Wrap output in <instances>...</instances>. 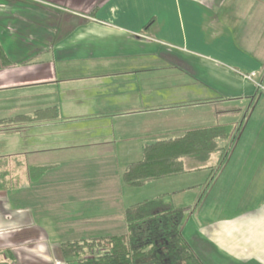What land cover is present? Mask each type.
<instances>
[{
    "label": "crops",
    "instance_id": "crops-1",
    "mask_svg": "<svg viewBox=\"0 0 264 264\" xmlns=\"http://www.w3.org/2000/svg\"><path fill=\"white\" fill-rule=\"evenodd\" d=\"M0 48V264H66L62 243L184 190L203 264H264V0H0ZM219 125L189 186L123 183L146 144Z\"/></svg>",
    "mask_w": 264,
    "mask_h": 264
},
{
    "label": "trees",
    "instance_id": "trees-1",
    "mask_svg": "<svg viewBox=\"0 0 264 264\" xmlns=\"http://www.w3.org/2000/svg\"><path fill=\"white\" fill-rule=\"evenodd\" d=\"M152 23L148 22L146 27ZM9 59L0 48V67ZM42 111L16 116L1 123L43 117ZM31 118V119H30ZM233 128L219 125L187 130L178 136L146 144L139 161L129 163L122 181L128 187L198 171L220 142L231 140ZM165 197L128 206L124 210L123 234L66 241L60 254L66 264H203L181 233L184 208L169 206Z\"/></svg>",
    "mask_w": 264,
    "mask_h": 264
},
{
    "label": "rangeland",
    "instance_id": "rangeland-1",
    "mask_svg": "<svg viewBox=\"0 0 264 264\" xmlns=\"http://www.w3.org/2000/svg\"><path fill=\"white\" fill-rule=\"evenodd\" d=\"M0 108H2V105L0 106ZM254 115L255 116H264V100L262 102V107L261 108L257 107L255 112H254ZM249 129H250V127H249ZM191 179H193L191 176H188L185 174L180 175L175 179L168 180L166 182H162L165 186L163 184H160V185H162V189H158V191L159 190H165L166 188H168L167 190L184 189L185 186H189V184H191L190 183V182H192ZM127 189H129V191H131V194L134 193L133 191H143L142 192L143 194L140 195L142 197H139V198H143V199H139L137 197L133 198L132 195H130L131 198H128V199L126 198V200H128L127 203L131 202V203H128V205L132 204L133 202L139 201V200L152 199V198H155L156 196H158L156 193L157 189L155 188V186H149L146 189L143 188V190H135V189H131V188H127ZM135 193H137V192H135ZM199 193H200V191H199ZM192 195H193V193H189V192L184 190L183 192H180L178 194L167 196L166 202H168L169 206H171V207L185 208L184 214H183V217L181 220V233H182V236L187 243L190 242V244L194 245L195 243H191V238L193 236L192 230L194 229V226L196 223V216H192L190 211H187V207L189 205L193 204L192 202H194V201H192V200H194ZM209 200H210V198H209ZM202 203H203V201L199 203V205L196 207V211L197 212L200 211L199 215H202L201 217H204V213L206 211V208L208 209L210 206L212 207L214 205H212V204L210 205V204H208V202H205L204 205L202 206ZM240 208H242V206ZM212 209H210V210H212ZM115 216H119V214L115 215ZM113 232H115V231H113ZM113 235H116V234H113ZM95 236H97V235L82 236L79 238H87V237H95Z\"/></svg>",
    "mask_w": 264,
    "mask_h": 264
}]
</instances>
